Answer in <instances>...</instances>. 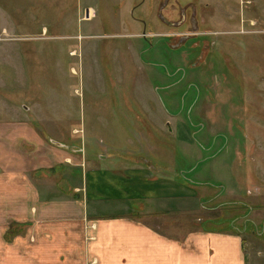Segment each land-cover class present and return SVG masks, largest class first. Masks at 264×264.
<instances>
[{
  "label": "rangeland",
  "instance_id": "374dc122",
  "mask_svg": "<svg viewBox=\"0 0 264 264\" xmlns=\"http://www.w3.org/2000/svg\"><path fill=\"white\" fill-rule=\"evenodd\" d=\"M180 1L195 2L210 33L174 48L166 33L183 27L164 21L159 0H0V187L29 178L71 192L81 176L41 168L80 141L83 170L106 147L138 152L208 182L198 187L209 210L163 215L142 202L141 220L179 236L192 217L224 230L235 219L250 257L262 256L252 233L264 235V0Z\"/></svg>",
  "mask_w": 264,
  "mask_h": 264
},
{
  "label": "crops",
  "instance_id": "0c3cea01",
  "mask_svg": "<svg viewBox=\"0 0 264 264\" xmlns=\"http://www.w3.org/2000/svg\"><path fill=\"white\" fill-rule=\"evenodd\" d=\"M88 10L85 19L94 15L91 7ZM74 153L55 151L56 163L41 166L50 172L68 167L81 176L75 185L69 182L71 192L63 188L47 192L43 184L37 189L29 178L26 188L15 183L14 189L0 187V264H251V259L252 264L254 260L264 264V254H248L245 225L236 227L235 219L224 230L203 225L220 218L193 221L192 217V225L179 236L141 220L142 202L161 208L157 212L163 215L179 212L187 217L199 207L209 210L205 206L208 196L200 200L198 187L207 181H182L176 176L177 169L160 162L166 167L164 173L139 162H120L115 165L119 168L111 169L100 155L83 170L87 161ZM131 208L139 214L131 215ZM23 223L25 232L20 229ZM253 234L264 242L263 234ZM256 239L250 243L254 245Z\"/></svg>",
  "mask_w": 264,
  "mask_h": 264
},
{
  "label": "flooded vegetation",
  "instance_id": "af4514ba",
  "mask_svg": "<svg viewBox=\"0 0 264 264\" xmlns=\"http://www.w3.org/2000/svg\"><path fill=\"white\" fill-rule=\"evenodd\" d=\"M158 12L161 14L162 17H164V21L167 24H170V27L177 28V27H183L182 30H172L171 34L166 33L169 35L172 40H175V42H171V46L174 48H179L183 45L184 42H186L188 39H193V36L197 35L198 33L203 32L204 34L210 33V30H202L200 22L201 20L199 16V9L198 6L195 4L194 1H187L185 3L181 2L180 0H159L158 2ZM176 6L174 10L176 11L174 14H176V19L169 20L168 14L164 13V11H167L172 7ZM164 15H163V14ZM173 14H171L172 16ZM173 19V18H172ZM196 32V33H195ZM214 33V32H213ZM144 35V33H142ZM171 40V41H172ZM185 55V54H184ZM205 55H199L197 57L198 62L199 60L204 58ZM199 58V59H198ZM206 58V57H205ZM196 62V61H195ZM193 63V62H192ZM201 65L195 63V66ZM203 145V144H202ZM105 151V154L101 156L102 163L108 165L111 169H117L118 166H115L117 163L125 162V163H136L139 162L141 164L146 165L149 169L156 173H164L166 167L161 166L157 164L158 162H151L148 158H146L144 155L138 154V152L134 154H126V153H111L110 150H107L106 148H103ZM73 150L76 154L81 153L83 155V148H82V142L73 144ZM99 154H96V160H98ZM84 157V155H83ZM98 158V159H97ZM179 172V171H178ZM182 171L179 173L181 174ZM176 173V172H175ZM184 173V172H183Z\"/></svg>",
  "mask_w": 264,
  "mask_h": 264
},
{
  "label": "water",
  "instance_id": "95a60500",
  "mask_svg": "<svg viewBox=\"0 0 264 264\" xmlns=\"http://www.w3.org/2000/svg\"><path fill=\"white\" fill-rule=\"evenodd\" d=\"M88 15V14H87Z\"/></svg>",
  "mask_w": 264,
  "mask_h": 264
}]
</instances>
